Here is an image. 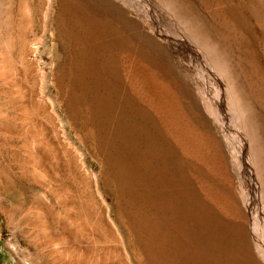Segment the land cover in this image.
<instances>
[{
  "label": "rangeland",
  "instance_id": "1",
  "mask_svg": "<svg viewBox=\"0 0 264 264\" xmlns=\"http://www.w3.org/2000/svg\"><path fill=\"white\" fill-rule=\"evenodd\" d=\"M109 1L0 0V264H264V0Z\"/></svg>",
  "mask_w": 264,
  "mask_h": 264
},
{
  "label": "bare ground",
  "instance_id": "2",
  "mask_svg": "<svg viewBox=\"0 0 264 264\" xmlns=\"http://www.w3.org/2000/svg\"><path fill=\"white\" fill-rule=\"evenodd\" d=\"M101 2H103L106 6H109V7H113L114 5H111L110 1L109 0H100ZM119 2H122L123 4H126V2L124 0H117ZM127 5V4H126ZM115 9H119L117 7H115ZM123 12V11H122ZM157 29V28H156ZM184 43V42H183ZM258 245V244H257ZM256 249V248H255ZM257 250V249H256ZM258 251V250H257ZM259 252H262V251H259ZM262 254V253H261ZM259 254V255H261ZM264 258V257H263ZM262 258V259H263Z\"/></svg>",
  "mask_w": 264,
  "mask_h": 264
}]
</instances>
